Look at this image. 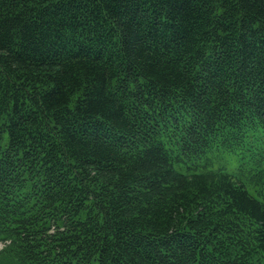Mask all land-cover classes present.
Listing matches in <instances>:
<instances>
[{"label":"trees","instance_id":"16d2710c","mask_svg":"<svg viewBox=\"0 0 264 264\" xmlns=\"http://www.w3.org/2000/svg\"><path fill=\"white\" fill-rule=\"evenodd\" d=\"M0 240L264 264V0H0Z\"/></svg>","mask_w":264,"mask_h":264},{"label":"rangeland","instance_id":"374dc122","mask_svg":"<svg viewBox=\"0 0 264 264\" xmlns=\"http://www.w3.org/2000/svg\"><path fill=\"white\" fill-rule=\"evenodd\" d=\"M219 164H224L227 167V170L229 171H236L239 165V161L235 159V157L227 156L225 159H223Z\"/></svg>","mask_w":264,"mask_h":264}]
</instances>
